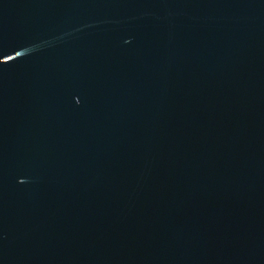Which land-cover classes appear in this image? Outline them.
Returning a JSON list of instances; mask_svg holds the SVG:
<instances>
[{"label": "water", "instance_id": "95a60500", "mask_svg": "<svg viewBox=\"0 0 264 264\" xmlns=\"http://www.w3.org/2000/svg\"><path fill=\"white\" fill-rule=\"evenodd\" d=\"M0 264H264V0H0Z\"/></svg>", "mask_w": 264, "mask_h": 264}]
</instances>
